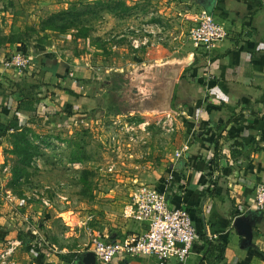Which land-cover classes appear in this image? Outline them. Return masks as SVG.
<instances>
[{"label":"crops","instance_id":"0c3cea01","mask_svg":"<svg viewBox=\"0 0 264 264\" xmlns=\"http://www.w3.org/2000/svg\"><path fill=\"white\" fill-rule=\"evenodd\" d=\"M210 1L204 2L207 12L227 26L228 36L207 55L198 51L184 57L193 62L179 77L174 98L179 97L177 104L188 128L180 149L185 145L189 149L184 158L174 154L150 183L166 194L171 207L188 209L202 237L184 262L172 257L164 264H210L207 233L216 235L214 243L226 246L219 264H264V209L256 207L257 186L264 185V0H212L211 8ZM6 35L1 32L0 38ZM18 44L0 40V157L11 148L8 137L14 131L39 127L52 114L70 108L80 111L77 108L88 99L90 84L82 83L77 59L65 57L53 46L33 45L31 53L25 52L31 60L23 73L5 67L4 61L19 50ZM3 161L0 165L8 170ZM131 203L107 202L101 205L99 216H73L76 223L60 232L63 244H52L55 249L17 238L20 244L9 245L13 246L11 260L16 264H81L78 259L89 251L91 239L121 241L147 229L146 222L130 217ZM28 204L24 210L29 214L22 216L27 223L22 228L25 233L55 232L51 229L58 217L32 211L33 205ZM239 216L253 221L252 244L244 243L234 226ZM16 232L0 229V238L16 237ZM97 264L105 263L97 260ZM107 264L161 263L154 256L122 253Z\"/></svg>","mask_w":264,"mask_h":264},{"label":"rangeland","instance_id":"374dc122","mask_svg":"<svg viewBox=\"0 0 264 264\" xmlns=\"http://www.w3.org/2000/svg\"><path fill=\"white\" fill-rule=\"evenodd\" d=\"M207 1L0 0V33L19 40L26 53L46 44L75 57L82 83L90 84L80 111L70 108L39 127H27L39 152L27 178L14 179L13 169L21 164L12 145L0 157L9 167L0 173V229L17 231L16 237L0 238V250L17 238L58 247L60 232L76 223L73 216H99L107 202L130 204L141 185H150L168 167L188 130L179 97L170 112L145 111L133 88L153 65L202 51L195 48L191 31L207 11ZM59 26L67 28H50ZM8 140L12 144L13 136ZM10 194L25 197L26 206H18ZM28 203L32 211L58 217L55 232L25 233L22 216L29 214Z\"/></svg>","mask_w":264,"mask_h":264},{"label":"built area","instance_id":"2783aa9c","mask_svg":"<svg viewBox=\"0 0 264 264\" xmlns=\"http://www.w3.org/2000/svg\"><path fill=\"white\" fill-rule=\"evenodd\" d=\"M227 36V26L207 11L198 17L197 24L191 31L195 48L202 50L205 55ZM30 58V55L19 50L4 61V66L23 73L30 63ZM188 149L189 146L185 145L176 151L175 157L184 158ZM0 169L7 170L1 165ZM257 187L256 207L264 209V185L260 184ZM10 196L11 200H16L18 206H26L25 197L17 198L12 194ZM131 204L130 217L146 222L147 229L139 234H129L121 241L94 238L89 251L95 253L97 260L107 264L119 254L125 253L133 256H154L161 264L172 257H176L179 262H184L192 253L195 242L202 237L188 209L171 207L166 194L148 184L140 186ZM205 236L209 241L216 238V235L212 233H207ZM16 243L18 245L20 241ZM12 252L13 246L9 247V245L0 250V264H16L11 260Z\"/></svg>","mask_w":264,"mask_h":264},{"label":"water","instance_id":"95a60500","mask_svg":"<svg viewBox=\"0 0 264 264\" xmlns=\"http://www.w3.org/2000/svg\"><path fill=\"white\" fill-rule=\"evenodd\" d=\"M212 5L213 1L211 0L209 7L211 8ZM192 62L193 58L153 65L147 76L142 79L139 87L133 88L139 97L141 109L154 112L172 111L177 81L182 70L190 66ZM234 226L239 235L243 236V242L252 244L253 221L247 216H239L235 218ZM78 261L81 264H97V258L93 251L85 252Z\"/></svg>","mask_w":264,"mask_h":264},{"label":"trees","instance_id":"16d2710c","mask_svg":"<svg viewBox=\"0 0 264 264\" xmlns=\"http://www.w3.org/2000/svg\"><path fill=\"white\" fill-rule=\"evenodd\" d=\"M61 13H55L52 16L58 17ZM53 29H57L60 31H65L67 26L64 27H50ZM8 36V35H6ZM4 36L3 38H0L3 42L6 43H20L19 40H13L9 37ZM20 50V49H19ZM18 50V51H19ZM24 52L23 50H20ZM70 94L73 97H79V95L75 94L73 91H70ZM16 124L12 125V127H15ZM5 129V127H1ZM27 127L21 128L19 131H14L11 133V137L13 136L14 140L12 141V153L16 154L17 157H19V163L21 164L17 168L13 169L14 179H16V182H20V179L25 176L26 178L29 176L28 168L32 166L34 157H36L39 152L37 151L35 145L31 142L29 139L27 133ZM219 144L216 143V149L219 150ZM209 246H207V258L211 262L210 264H219L218 262L222 260V257L225 253V245L221 243H214L213 241H210L207 243Z\"/></svg>","mask_w":264,"mask_h":264}]
</instances>
